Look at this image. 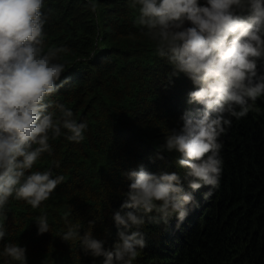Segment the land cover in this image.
Listing matches in <instances>:
<instances>
[{"label":"trees","instance_id":"obj_1","mask_svg":"<svg viewBox=\"0 0 264 264\" xmlns=\"http://www.w3.org/2000/svg\"><path fill=\"white\" fill-rule=\"evenodd\" d=\"M41 10L47 16L44 51L66 50L56 59L65 64L61 80L69 81L47 101L70 108L87 129L79 143L64 135L49 140L51 154L44 153L29 174L51 170L64 181L37 209L9 198L0 217L6 231L0 250L6 243L26 247L27 264H102L78 240L60 236L68 224H79L83 235L95 221L93 236L112 249L121 230L112 217L131 183L126 173L142 166L183 175L178 154L159 147L182 127L185 112L202 106L188 103L194 85L187 76L169 83L171 66L136 23L139 11L130 0H97L96 13L87 0H44ZM257 67L264 73V61ZM230 119L219 138V188L208 200L207 187L194 192L199 206H188L179 227L175 216L167 224L146 223V246L134 264H264V97L246 117ZM185 189L191 191L186 184ZM40 215L50 225L44 234H38ZM0 264L16 262L0 257Z\"/></svg>","mask_w":264,"mask_h":264},{"label":"clouds","instance_id":"obj_2","mask_svg":"<svg viewBox=\"0 0 264 264\" xmlns=\"http://www.w3.org/2000/svg\"><path fill=\"white\" fill-rule=\"evenodd\" d=\"M87 3L96 13L97 0ZM43 4L0 0V217L10 197L33 209L50 198L64 177L53 176L51 170H29L44 153L51 154L50 139L64 135L79 143L87 129L70 108L47 101L69 81L61 80L65 64L56 59L66 50L44 51ZM130 5L138 8L136 23L154 42L156 54L171 66L169 83L173 77L187 76L194 85L188 103L202 107L185 112L182 127L172 129L159 147L160 152L178 154L175 163L183 175L152 173L142 166L126 173L131 183L121 210L112 217L121 229L112 249L93 236L95 221L83 235L79 224H68L60 236L67 242L78 240L86 253L102 257V264H134L146 246L141 230L146 223L167 224L175 216L179 227L188 206H199L194 192L207 187L203 198L213 196L223 166L220 136L231 126L230 118L246 117L264 97V73L257 67L264 61V0H130ZM243 11L246 17L240 15ZM36 221L38 234L49 232L46 215ZM5 236L0 222V241ZM26 251L18 243H6L0 257L27 264Z\"/></svg>","mask_w":264,"mask_h":264}]
</instances>
